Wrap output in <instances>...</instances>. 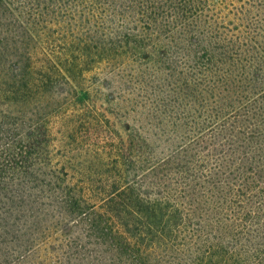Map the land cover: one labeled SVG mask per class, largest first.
Masks as SVG:
<instances>
[{
    "label": "trees",
    "instance_id": "trees-1",
    "mask_svg": "<svg viewBox=\"0 0 264 264\" xmlns=\"http://www.w3.org/2000/svg\"><path fill=\"white\" fill-rule=\"evenodd\" d=\"M68 220L93 264H264V15L0 0V264Z\"/></svg>",
    "mask_w": 264,
    "mask_h": 264
},
{
    "label": "rangeland",
    "instance_id": "rangeland-1",
    "mask_svg": "<svg viewBox=\"0 0 264 264\" xmlns=\"http://www.w3.org/2000/svg\"><path fill=\"white\" fill-rule=\"evenodd\" d=\"M236 5L243 4L247 7L251 14L258 13L264 15V0H231ZM131 51L140 53L147 51L149 48L144 49L136 43L129 44ZM107 89L101 88L99 94L94 99L96 106L104 112L109 118L114 127L119 131L122 139H127V128L125 123L131 126L135 125V120L131 117H126L121 114V110L116 107L114 102L109 103L104 97ZM66 223V225H65ZM78 222L71 220L65 221L64 226L59 225L56 230L52 231L49 236L42 242L26 253L21 259L13 262L12 264H93L92 262V240L87 243L88 239H81L82 245L75 250L69 249L66 243L74 236L81 234ZM87 247V249L84 248Z\"/></svg>",
    "mask_w": 264,
    "mask_h": 264
}]
</instances>
